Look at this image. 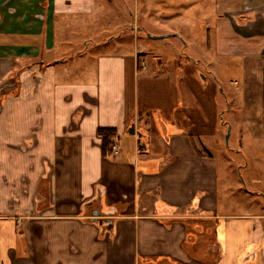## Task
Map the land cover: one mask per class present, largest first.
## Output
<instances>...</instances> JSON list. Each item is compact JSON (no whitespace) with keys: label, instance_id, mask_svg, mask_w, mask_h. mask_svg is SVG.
I'll use <instances>...</instances> for the list:
<instances>
[{"label":"crops","instance_id":"obj_1","mask_svg":"<svg viewBox=\"0 0 264 264\" xmlns=\"http://www.w3.org/2000/svg\"><path fill=\"white\" fill-rule=\"evenodd\" d=\"M209 1L212 61L243 59L229 91L247 134L230 122L242 145L264 144V0ZM98 12L96 0H0V264H264V208L221 211L216 156L186 132L140 129L144 52L91 51ZM72 39L80 51L67 50ZM101 128L115 130L116 153L104 155Z\"/></svg>","mask_w":264,"mask_h":264},{"label":"rangeland","instance_id":"obj_2","mask_svg":"<svg viewBox=\"0 0 264 264\" xmlns=\"http://www.w3.org/2000/svg\"><path fill=\"white\" fill-rule=\"evenodd\" d=\"M96 1L104 12H98L100 33L96 34L97 31L94 30L89 34L90 41H95L91 42L89 49L94 53L115 51L118 54L125 51L132 54L136 47L144 52L138 55V62L143 63L142 58L145 67L138 76L137 107L141 111L145 107L147 109L146 114L137 121L140 129L146 130L149 125L156 132L158 126L157 133H162L160 125H166L168 129L176 130L172 135L186 132L195 149H205L216 156L217 199L221 211L223 209L239 213L254 211L259 207L263 209L264 153L255 156V150L260 148L264 151V144L254 142L250 137L242 145L239 134L242 131L247 134L248 129L239 123L242 120V108H232L235 101L241 99L236 92L229 91L230 87H236L233 83L239 79L235 64L240 67L243 59L235 56L232 60L221 56L219 61H212V43L207 44L205 35L210 33L213 37V29L208 27L204 17L210 10V1ZM132 14L137 17L135 20ZM111 34L116 39L121 38L117 46L97 45ZM72 41L73 44L67 50L72 48L73 51H80V45L75 44L73 39ZM57 47L61 48L62 45ZM89 59L85 55L83 61L74 62L72 75L86 70ZM229 62L233 72L229 71L230 75L224 73L222 76L220 69H224ZM128 63L127 60L124 61V68L127 69V91L131 90L134 77V70ZM172 88L178 90L177 96L173 95ZM175 120L187 123L183 124L184 131L177 128L173 123ZM230 120L236 129L241 128L240 132H237ZM160 139L165 149L166 139L164 136ZM258 162L262 166L257 165Z\"/></svg>","mask_w":264,"mask_h":264},{"label":"trees","instance_id":"obj_3","mask_svg":"<svg viewBox=\"0 0 264 264\" xmlns=\"http://www.w3.org/2000/svg\"><path fill=\"white\" fill-rule=\"evenodd\" d=\"M99 134L103 137V153L104 155H110L112 139L115 136V130L112 128H101Z\"/></svg>","mask_w":264,"mask_h":264},{"label":"water","instance_id":"obj_4","mask_svg":"<svg viewBox=\"0 0 264 264\" xmlns=\"http://www.w3.org/2000/svg\"><path fill=\"white\" fill-rule=\"evenodd\" d=\"M150 37H153L152 35H150ZM162 37V36H161ZM165 37V36H164ZM130 134H134L135 133V130H134V127L131 126L130 130H129ZM228 137V135H227ZM138 149H140V145L138 146ZM93 215H95V219L98 220V222L101 224L103 221L105 222H108V223H111V220H108V218H103L102 217V213L98 210H94L93 211ZM102 217V218H100Z\"/></svg>","mask_w":264,"mask_h":264},{"label":"built area","instance_id":"obj_5","mask_svg":"<svg viewBox=\"0 0 264 264\" xmlns=\"http://www.w3.org/2000/svg\"><path fill=\"white\" fill-rule=\"evenodd\" d=\"M111 149L112 151H114L115 153L117 152V147L115 145H111Z\"/></svg>","mask_w":264,"mask_h":264},{"label":"flooded vegetation","instance_id":"obj_6","mask_svg":"<svg viewBox=\"0 0 264 264\" xmlns=\"http://www.w3.org/2000/svg\"><path fill=\"white\" fill-rule=\"evenodd\" d=\"M95 210H98V211H100L98 208H97V209H95ZM94 218H95V216H94Z\"/></svg>","mask_w":264,"mask_h":264}]
</instances>
